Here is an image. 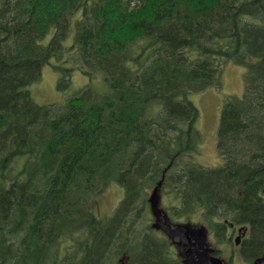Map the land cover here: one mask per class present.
I'll use <instances>...</instances> for the list:
<instances>
[{
  "label": "trees",
  "instance_id": "obj_1",
  "mask_svg": "<svg viewBox=\"0 0 264 264\" xmlns=\"http://www.w3.org/2000/svg\"><path fill=\"white\" fill-rule=\"evenodd\" d=\"M223 60L246 65L245 86L220 111L222 163L204 167L188 95ZM46 65L60 86L77 67L100 87L37 103ZM111 181L124 197L101 220L89 203ZM152 183L246 226L240 254L264 264V0H1L0 264H181L133 227Z\"/></svg>",
  "mask_w": 264,
  "mask_h": 264
},
{
  "label": "rangeland",
  "instance_id": "obj_2",
  "mask_svg": "<svg viewBox=\"0 0 264 264\" xmlns=\"http://www.w3.org/2000/svg\"><path fill=\"white\" fill-rule=\"evenodd\" d=\"M1 2V0H0ZM55 61V60H54ZM71 63V61H69ZM75 69V70H74ZM71 70L72 75L68 83L63 86L58 85V74L50 66L46 65L41 70V78L39 81L30 85V93L34 101L40 104L54 103L62 104L69 96L86 83L92 86L100 87L98 80L90 79L88 76L79 72L76 67ZM246 65L234 63L233 61L223 60L220 64V71L217 82L206 88L201 92H194L188 95L189 99L194 103L199 112V123L196 125L200 132V142L198 146V153L192 155L191 161L195 164L204 167H217L222 163V157L216 146L217 128L219 122V115L225 99L229 96H241L245 86ZM152 183L146 189L145 204H139L138 209L133 210V217L135 229L140 232L155 233L158 237L166 240L168 248L175 256L183 257L179 253L178 238L176 235L172 237L167 236L163 229L161 215H156L153 209L159 211H167L172 218V223L177 224L179 228L190 231L189 224L201 225L198 227L197 235L201 237L206 246L211 248H220V258L226 262L231 256V261L228 264H249L248 261L239 253L240 246H233V243L227 239H222L218 236V241L215 236L211 235L210 225L214 224L213 220L203 217L201 208H192L184 210L180 209V199L172 191L168 190L163 183ZM124 197L123 187L115 181H111L99 194L94 196L91 200L90 209L99 219H105L112 216L119 207V204ZM141 200L137 201L140 202ZM173 206L171 212L169 208ZM174 211V212H173ZM222 216L220 219L222 220ZM132 226V221L128 220L125 226ZM221 229V228H220ZM174 237V238H173ZM63 247L66 253H69L75 246V240L72 238L64 240ZM235 247V251L231 254L230 248ZM230 254V255H229ZM121 259L126 260V256ZM114 262V261H113ZM112 262V263H113ZM110 263V264H112Z\"/></svg>",
  "mask_w": 264,
  "mask_h": 264
},
{
  "label": "flooded vegetation",
  "instance_id": "obj_3",
  "mask_svg": "<svg viewBox=\"0 0 264 264\" xmlns=\"http://www.w3.org/2000/svg\"><path fill=\"white\" fill-rule=\"evenodd\" d=\"M180 203H181L180 209L183 208L184 210H187L186 212L190 211V210H188L187 206H183L184 204L182 201H180ZM170 209L171 210L176 209V206H175V208H173V206H171L169 208V211L171 212ZM153 212L156 215H161L158 219L162 220V223H163L162 229H163L164 233L169 237H172V235H176L177 236L176 239L178 238L179 253L183 257L175 256L170 249H169V255L173 259L178 260L181 264H192V262L197 258V249L200 248L197 239H199L204 244V246H206L205 243L203 242V240L201 239V237L197 235L199 233L197 231V229L201 225L189 224L188 228L190 231H187V230H184L182 228H179L177 224L172 223V221H171L172 218L167 213V211H164V210L159 211L157 209H153ZM202 215L204 217L203 211H202ZM221 217L222 216L219 214H216L214 217H211V218L207 217V219H206L207 222L209 219H211V220H213V223H214V224L210 225L211 228L213 227L210 230L211 235L215 236V239H217L218 236L220 235L222 237V239H227L231 243H233L234 238L236 236H238L242 240V238L246 234L245 229L242 228L239 230L240 227L236 226L235 224L230 226L229 223H226L225 219L221 220L220 219ZM219 225H220V227L218 228ZM221 225H222V227H221ZM217 241H218V239H217ZM233 246H235V247L238 246V248H239V246H241V243H239L237 245L233 244ZM235 247L230 248L231 254L235 251ZM213 249L214 250H213L212 254L216 255V256H220L219 255L220 254V248H213ZM239 253H240V250H239ZM231 256H230L229 260L226 261L227 264L230 263Z\"/></svg>",
  "mask_w": 264,
  "mask_h": 264
},
{
  "label": "water",
  "instance_id": "obj_4",
  "mask_svg": "<svg viewBox=\"0 0 264 264\" xmlns=\"http://www.w3.org/2000/svg\"><path fill=\"white\" fill-rule=\"evenodd\" d=\"M262 192L264 193V187L262 189ZM229 225L232 226L231 223H229ZM197 240L200 248L197 249V258L192 262V264H225L220 258L211 255V252L213 251L211 248L204 247L202 242L199 239ZM234 243L235 244L239 243L238 236L234 239ZM115 264H125V262L122 259H120V261H118ZM251 264H261V262L259 259H256Z\"/></svg>",
  "mask_w": 264,
  "mask_h": 264
}]
</instances>
